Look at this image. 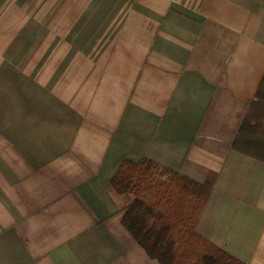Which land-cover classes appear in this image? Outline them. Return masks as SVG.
I'll use <instances>...</instances> for the list:
<instances>
[{"label":"crops","instance_id":"0c3cea01","mask_svg":"<svg viewBox=\"0 0 264 264\" xmlns=\"http://www.w3.org/2000/svg\"><path fill=\"white\" fill-rule=\"evenodd\" d=\"M30 1L0 0V264H157L111 188L125 159L210 186L197 233L264 264V162L233 147L264 0Z\"/></svg>","mask_w":264,"mask_h":264},{"label":"trees","instance_id":"16d2710c","mask_svg":"<svg viewBox=\"0 0 264 264\" xmlns=\"http://www.w3.org/2000/svg\"><path fill=\"white\" fill-rule=\"evenodd\" d=\"M233 147L264 162V79ZM111 188L130 198L123 226L157 264H243L196 231L210 186L149 159H125Z\"/></svg>","mask_w":264,"mask_h":264},{"label":"rangeland","instance_id":"374dc122","mask_svg":"<svg viewBox=\"0 0 264 264\" xmlns=\"http://www.w3.org/2000/svg\"><path fill=\"white\" fill-rule=\"evenodd\" d=\"M39 1H41V0H31L30 1V4H32L31 6H33V7H31V9H28L27 10V13H30L31 12V16L32 17H36V16H39L40 15V12L41 11H43L44 10V8L45 7H47V2H49V1H52V0H43V2L42 3H40ZM54 1V0H53ZM40 4H41V6H40ZM40 6V7H39ZM51 11H52V13L55 11V8L53 9H51V10H49L47 13H46V16H48V17H50L51 16ZM25 23H27V21L25 22ZM25 23H24V21L21 23V25L19 26V28L17 29V31H16V34H15V37L11 40V42H15V41H18L19 39H22L23 38V34L25 33V31H27L28 29H29V27L31 26H28L29 25V23H27L26 25H25ZM16 43H21L22 44V41H20V42H16ZM252 107V106H251ZM251 110V109H250ZM250 110H249V112H250ZM249 114V113H248ZM248 114H247V116H248ZM259 118H260V116H258ZM258 117H256V118H258ZM262 117V116H261ZM253 118V117H252ZM255 118V117H254ZM258 131V130H257ZM255 132V133H258V132ZM257 136H259V134H257Z\"/></svg>","mask_w":264,"mask_h":264}]
</instances>
